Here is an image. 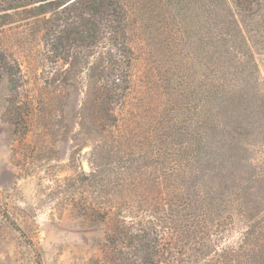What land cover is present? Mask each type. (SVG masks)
Returning <instances> with one entry per match:
<instances>
[{
  "label": "trees",
  "instance_id": "1",
  "mask_svg": "<svg viewBox=\"0 0 264 264\" xmlns=\"http://www.w3.org/2000/svg\"><path fill=\"white\" fill-rule=\"evenodd\" d=\"M190 28L192 132L179 128L169 134L174 129L169 126L158 140L154 128V140L139 153L137 138L147 134L136 136L133 120L117 113L132 83L133 38L143 34L158 47H176ZM1 35L14 38L23 56L38 54L63 66L51 98L82 94L77 103L65 102L66 121L78 127L73 133L67 124L65 141L75 150L90 143L92 171L53 178V195L91 224L110 223L102 245L105 259L112 264H264V213L245 205L241 183L227 192L206 190L200 182L209 144L228 133L221 110L231 96L247 89L259 101L253 113L264 109V79L255 59L264 52V0H0ZM14 65L20 75V65ZM0 66L11 85L6 54L0 53ZM61 90L67 91L60 95ZM10 123L13 138L25 141L27 127L14 117ZM33 144L39 167L49 164L53 157L41 155L48 145ZM155 173L176 190L162 214L141 196L149 193L144 184L152 175L157 179ZM258 173L264 177L263 168ZM235 222L242 224V238L224 242Z\"/></svg>",
  "mask_w": 264,
  "mask_h": 264
},
{
  "label": "rangeland",
  "instance_id": "2",
  "mask_svg": "<svg viewBox=\"0 0 264 264\" xmlns=\"http://www.w3.org/2000/svg\"><path fill=\"white\" fill-rule=\"evenodd\" d=\"M191 28L178 37L176 47H158V43L149 41L143 34L133 38L132 83L126 104L117 113L133 120L130 126H134L136 136L147 134L148 140L137 138L139 153L147 141L154 140V128L158 140H164L160 134L169 126L174 128L167 130L169 134L179 128L185 134L186 130L188 134L192 132ZM7 36L0 37V53L6 54L13 69L9 77L13 82L7 84L8 77L0 66V264H38L39 261L41 264H112L104 258L102 249L110 223L91 224L75 207L68 202L61 205L59 195H53L56 192L53 178L63 181L75 173L88 175L92 171L90 143L75 150L71 142L65 141L67 124L73 126V133L78 130L73 120L66 121L65 102L77 103L82 94H74L67 100L51 98L49 94L59 90L63 66L43 61L34 54L35 48L34 55L23 56L17 49L18 43ZM255 59L264 79V52L260 51ZM14 61L20 65V75ZM66 91L61 90L60 95ZM258 104L256 98L249 97L247 89L238 90L226 102L221 118L228 133L215 137L209 144L210 159L203 167L200 182L206 190L227 192L240 182L245 205L263 216L264 177L258 172L264 169V109L258 113L252 111ZM79 107L78 103L76 110ZM13 117L27 127L23 142L12 136ZM37 142L42 148L49 147L42 149L41 155L48 152L53 157L41 167L32 150ZM153 176L144 184L149 193L141 194L140 189L137 194L147 197L149 208L159 206L162 214L176 193L175 185L169 187L161 181V176L156 177L157 173V179L153 180ZM260 225L263 226L261 221ZM242 232V224L235 222L233 227H228L224 242L240 240ZM167 233V237H174L170 231Z\"/></svg>",
  "mask_w": 264,
  "mask_h": 264
}]
</instances>
